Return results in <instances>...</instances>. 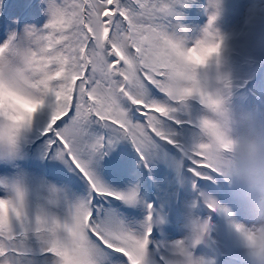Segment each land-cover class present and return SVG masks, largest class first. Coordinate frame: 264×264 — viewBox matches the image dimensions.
Here are the masks:
<instances>
[{
    "label": "snow or ice",
    "instance_id": "6c2138e0",
    "mask_svg": "<svg viewBox=\"0 0 264 264\" xmlns=\"http://www.w3.org/2000/svg\"><path fill=\"white\" fill-rule=\"evenodd\" d=\"M44 2L42 27L0 42V85L35 105H0V264L264 257V218L238 213L171 98L164 0Z\"/></svg>",
    "mask_w": 264,
    "mask_h": 264
},
{
    "label": "clouds",
    "instance_id": "9594fccd",
    "mask_svg": "<svg viewBox=\"0 0 264 264\" xmlns=\"http://www.w3.org/2000/svg\"><path fill=\"white\" fill-rule=\"evenodd\" d=\"M193 3L196 0H164L165 14H175L179 26L170 33L167 87L173 101L195 118L200 142L223 184L253 216L264 218V110L243 109L234 102L237 61L247 63L253 51L264 50V11L246 16L239 28H225L221 21L227 0H205L206 23L193 30L182 23L181 11ZM210 17H215L211 24ZM0 105L20 116L35 110L33 103L4 85ZM174 171L179 179V163ZM250 260L264 264L262 256Z\"/></svg>",
    "mask_w": 264,
    "mask_h": 264
},
{
    "label": "rangeland",
    "instance_id": "374dc122",
    "mask_svg": "<svg viewBox=\"0 0 264 264\" xmlns=\"http://www.w3.org/2000/svg\"><path fill=\"white\" fill-rule=\"evenodd\" d=\"M202 3V2H201ZM25 4H32V7H24L22 11L21 18L18 19L17 13L19 7H22ZM203 5V4H202ZM202 5H200V1L196 0V3H193L189 6L188 18H192L193 16L201 17V21L190 22V26L193 30L199 29V27L203 26L206 23L207 16L202 11ZM12 6V14H8L10 11V7ZM194 6H196L194 8ZM47 5L44 0H3V8L0 9V42L7 38V35L11 30L22 31L25 25H33L36 27H42L48 20V16L46 15ZM188 8V7H187ZM227 11L223 20L221 21L222 25L225 28H239L241 24L244 22L245 17L248 15L255 14L258 10L264 11V0H227L226 4ZM28 14L27 16L25 14ZM259 56H262V51H253L251 53V59L247 63H240L237 61V70L236 75L238 77L236 84L237 87L235 89V97L234 102L243 108L240 104V95L239 94H247L249 95L250 90H254L256 93V98L253 100V104L259 102V99L264 100V74H257L256 66L260 67L263 60L259 59ZM252 83H249L248 80L255 77ZM244 109V108H243ZM245 109H249L248 107ZM223 189L226 191L232 202L234 203L238 213L245 212L249 213V209H243L242 206L247 207L244 202L237 199L230 190L223 184ZM241 204V205H240Z\"/></svg>",
    "mask_w": 264,
    "mask_h": 264
},
{
    "label": "trees",
    "instance_id": "16d2710c",
    "mask_svg": "<svg viewBox=\"0 0 264 264\" xmlns=\"http://www.w3.org/2000/svg\"><path fill=\"white\" fill-rule=\"evenodd\" d=\"M261 51H262V56H259V59L263 60V62L261 63L260 67H258L259 65L256 66V69L259 68V70L257 69V74H260V73H262L264 71V50H261ZM255 78H256V76L251 78L250 80H248V82L252 83Z\"/></svg>",
    "mask_w": 264,
    "mask_h": 264
}]
</instances>
